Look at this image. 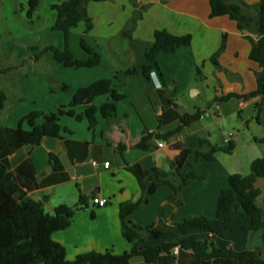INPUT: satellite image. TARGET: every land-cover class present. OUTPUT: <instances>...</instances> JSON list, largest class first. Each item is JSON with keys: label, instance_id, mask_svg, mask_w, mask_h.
<instances>
[{"label": "crops", "instance_id": "obj_1", "mask_svg": "<svg viewBox=\"0 0 264 264\" xmlns=\"http://www.w3.org/2000/svg\"><path fill=\"white\" fill-rule=\"evenodd\" d=\"M57 1L40 0L37 10L27 18L25 0H0V39L7 43V38H14L19 44L18 49L23 50L28 48L23 38H39L40 41L57 38L54 44L49 42L48 45L63 49V32L51 29L56 19L51 5ZM245 1L255 3L258 0ZM135 10H141V17L130 38L123 37L121 32ZM86 11L92 20V28L84 33L85 23L79 22L71 29L68 46L74 55L83 56L80 36L84 34L86 43L100 55V63L96 66L63 67L54 61L51 51L36 58L39 50L16 52L15 48L2 45L0 40L1 52L9 51L11 58L18 56L19 59L14 68L0 66L7 70L0 77L10 81L8 86L13 89L9 93L2 89L7 85L0 87L5 92V102L12 101L0 111V160L6 165L10 178L28 196L42 201L46 212L52 213L59 204L76 206L69 225L51 234L52 239L64 247L67 260L89 251L111 250L122 254L130 250L132 244L122 235L119 215L120 204L124 202L142 200L127 219L136 226H152L161 233L159 238L145 235L144 243L157 245L178 241L184 236L176 227L178 222L200 215L213 218L218 195L227 187L229 175L245 176L254 159L264 158L247 161L230 158L234 155L235 142L234 138L226 137L223 129L222 142L213 141V131L221 128L225 116L222 103L235 101L240 113L246 103L255 109L258 98H232L215 103L217 110L211 119L201 122L207 116L204 110L213 98L228 93H248L256 88L255 72L259 68L249 59L251 44L245 38L247 32L239 31L235 21L227 16L209 17L208 0L89 1ZM37 18L42 21L35 29L33 24ZM18 21L30 29L22 28ZM158 29H165L173 35L190 34L191 41L174 52H159L156 67L146 77L142 74L145 53ZM223 34H226L225 48L217 57L216 67L210 58L219 49ZM250 35L256 39L255 35ZM11 49L14 50L12 55ZM20 60L27 62L21 63ZM128 68H135L137 72L128 74ZM100 79H109L111 88L123 95L115 101L112 117L105 118L100 112L104 103L112 101L109 93L101 94L89 104L96 109L93 128L89 127L84 115L79 120L75 118L88 106L78 104L70 107L74 116H59L61 130L58 137H45L36 146L19 143L16 128L23 116L32 111L48 113L61 106L68 109L79 88ZM22 100L31 104L22 106L19 104ZM197 109L202 111L200 118L179 129L185 115H191ZM36 123L41 124L42 119H37ZM22 128L29 129L25 121ZM174 130L178 131L167 140H149V150L137 147L141 136L147 132L164 135ZM229 139L234 142L230 153L216 151L212 160L197 159L194 153L186 156L183 167L199 177L190 179L177 194L169 186H160L147 194L129 170L138 164L143 170L156 168L172 174V161L183 148H201V141L225 146ZM158 140L164 142L162 148L157 147ZM50 153L60 160L61 170L51 169ZM105 162L109 163L108 167H104ZM254 188L259 191L256 204L264 209V178H257ZM80 194L86 200L79 205ZM92 196L105 198L107 204L93 206ZM193 234L200 240L210 236L205 230H195ZM215 243L223 252L251 250L258 262L264 263V228L257 234L235 229L218 237ZM128 264L252 262L234 257L201 258L194 251L178 246L177 252L172 249L164 252L152 263L135 256Z\"/></svg>", "mask_w": 264, "mask_h": 264}, {"label": "trees", "instance_id": "obj_2", "mask_svg": "<svg viewBox=\"0 0 264 264\" xmlns=\"http://www.w3.org/2000/svg\"><path fill=\"white\" fill-rule=\"evenodd\" d=\"M25 1L27 3L26 17L31 18L39 7L40 0ZM89 1L104 0H58L51 5V9L56 12V19L51 29L63 32L65 46L63 49L52 45L42 48L33 47L32 49L39 50L36 58L42 56L46 51H51L54 61L63 67H93L100 63L99 53L86 43L84 34L80 36L83 56L74 55L68 46L71 29L76 27L79 22L85 23L84 33L92 28V20L86 11V4ZM208 4L209 17L227 16L235 21L239 31L247 32L245 38H248L251 44L249 59L257 63L259 68L255 72L256 88L253 91L242 94L228 93L215 97L212 102L219 103L232 98L244 100L258 98L254 106L257 111L256 119L260 122V113L264 108V0H258L255 3H246L243 0H208ZM141 10L133 11L127 26L121 32L123 37L130 38L136 22L141 17ZM250 34L255 35L256 39H253ZM190 41V34L173 35L165 29L155 30L153 41L145 53L142 74L148 77L152 69L156 67V55L159 52H174L179 46L189 45ZM225 41L226 34H223L219 49L210 58L216 67H218L217 57L224 50ZM6 71L0 67V75ZM136 72L135 68L126 70L128 74ZM105 93L110 94L112 101L104 103L100 112L105 118L112 117L115 111V101L121 99L123 95L116 93L111 88L109 79H100L79 88L68 109L61 106L48 113L32 111L23 116L16 128L19 143L36 146L45 137H58L61 130L59 116L64 114L74 116V111L70 107L78 104L88 106L83 114H77L75 118L79 120L84 115L88 120L89 127L93 128L96 123V109L89 104L94 97ZM5 100V93L0 90V111L4 107ZM201 114L202 111L197 109L193 114L185 115L179 129L198 120ZM39 118L42 119L41 124L36 123ZM24 121L28 124L29 129L22 128ZM177 131L174 130L164 135L147 132L141 136L137 147L149 150L151 148L147 144L149 140L152 138L167 140ZM200 146L201 148L196 149L183 148L172 161V174L161 172L156 168L143 170L138 164L129 167V170L136 176L141 189L145 190L147 194L153 193L160 186H169L177 194L190 179L199 177L186 171L183 167L188 154L194 153L197 159L212 160L216 151L230 153L234 148V142L229 139L225 146H215L201 141ZM48 162L52 170L62 169L60 160L52 153L48 156ZM259 177L264 178V158L254 159L250 163V172L245 176L229 175L227 187L221 189L218 195L215 216L209 218L200 215L178 222L176 227L184 236L174 242L157 245L144 243L145 235L151 234L153 237L159 238L160 231L152 226H136L127 219L142 200L121 203L119 215L122 235L131 242L130 250L122 254H115L111 250L89 251L77 255L73 260H67L64 247L55 242L51 234L69 225L73 210L66 204H59L54 207L52 213L46 212L42 201L28 196L10 178L6 165L0 160V264H128L135 256H141L146 262L152 263L160 254L169 252L175 246L190 249L201 258L234 257L243 260L249 259L252 264H264L258 262L255 253L251 250L223 252L216 247L215 243L218 237L235 229L257 234L264 228V209L259 207L255 201L259 191L254 188V183ZM85 200V197L80 194L77 203L83 204ZM195 230L208 231L210 236L205 240H200L193 234Z\"/></svg>", "mask_w": 264, "mask_h": 264}, {"label": "rangeland", "instance_id": "obj_3", "mask_svg": "<svg viewBox=\"0 0 264 264\" xmlns=\"http://www.w3.org/2000/svg\"><path fill=\"white\" fill-rule=\"evenodd\" d=\"M41 21H42V18H37L34 21L33 25H35L34 26L35 29H36V25L40 23ZM18 23L20 24L19 26H21L22 28L27 27L25 23L24 24L20 23V21H18ZM27 28L30 29L29 26ZM7 39H8L7 43L5 40L3 41V39H0L3 41L2 42L3 44L1 43V41H0V44L4 46L9 45L8 47L15 48V50H17L16 52H21V51L26 52L30 50L37 52L38 50L32 49V48L33 47L42 48L50 43L54 44L55 41L57 40V38H43L45 40H41V41L39 40V38H33V39L23 38L25 43L28 44V48L19 50L18 49L19 44L14 40V38H7ZM8 52L4 54L0 50V66L7 67L8 65L9 66L11 65L14 68V66H16V64L19 62L18 56L15 58H11ZM11 52H14V50L11 49L10 53ZM20 62L26 63L27 60H20ZM11 74L13 75L14 71L11 72ZM8 84H10V81L0 77V87L2 88L4 85H7L6 88H2V89H6L5 91H9V93H12L13 89L10 88ZM1 88L0 90H2ZM212 100L208 103L207 109L204 110L208 114L206 117H203V119H201V122L203 123L209 121L211 119L210 116L214 114L215 111L217 110V108L214 105L215 103L212 102ZM197 101L198 99L195 100V102ZM11 102L12 101H7L4 103V105H8ZM234 102L235 101H232L230 103H222L224 105L225 116L223 117V120L221 122V126H220L221 128L213 131V137H214L213 141L218 144L222 142V138H223L222 129H223L225 131L226 137L234 138V142H235L234 155L230 158H233L236 160L245 159L247 161L249 159H254L256 157H264V140H263L264 139V108L262 112L260 113V122L258 123L255 118L257 111L253 109V105H251L250 103H246L245 106L242 107L240 113H238L237 103H234ZM19 104L20 105L22 104V106L24 105L26 106L31 103L28 102L27 100L26 101L24 100L21 103L19 102ZM69 207L73 209L75 205H71Z\"/></svg>", "mask_w": 264, "mask_h": 264}, {"label": "built area", "instance_id": "obj_4", "mask_svg": "<svg viewBox=\"0 0 264 264\" xmlns=\"http://www.w3.org/2000/svg\"><path fill=\"white\" fill-rule=\"evenodd\" d=\"M228 141V140H227ZM156 145L158 148H162L164 146V142L162 141H156ZM93 165H97L96 162H92ZM108 162L104 163V167H108ZM91 203L95 207H103L107 204V200L105 198H101L98 196H92L91 197ZM178 246H175L172 248L173 252H177Z\"/></svg>", "mask_w": 264, "mask_h": 264}, {"label": "water", "instance_id": "obj_5", "mask_svg": "<svg viewBox=\"0 0 264 264\" xmlns=\"http://www.w3.org/2000/svg\"><path fill=\"white\" fill-rule=\"evenodd\" d=\"M172 147V145L171 146H169V148H171ZM74 209H76V206L75 207H73V209L72 210H74Z\"/></svg>", "mask_w": 264, "mask_h": 264}]
</instances>
